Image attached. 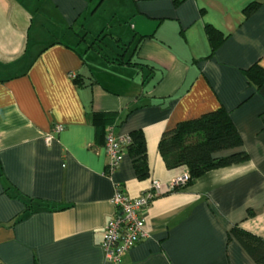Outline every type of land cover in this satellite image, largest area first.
<instances>
[{"label":"crops","instance_id":"obj_1","mask_svg":"<svg viewBox=\"0 0 264 264\" xmlns=\"http://www.w3.org/2000/svg\"><path fill=\"white\" fill-rule=\"evenodd\" d=\"M207 26L224 37L212 55ZM105 36L113 44L97 47ZM120 53L142 66L112 63ZM255 64L264 69V0H0V264H109L114 185L135 199L151 181L161 195L147 237L115 264H255L230 234L264 240V85L244 75ZM219 107L247 161L169 191L186 169L165 167L161 135ZM95 113L116 116L101 129ZM111 126L143 133L148 178L127 154L105 175ZM37 201L54 209L26 211Z\"/></svg>","mask_w":264,"mask_h":264},{"label":"trees","instance_id":"obj_2","mask_svg":"<svg viewBox=\"0 0 264 264\" xmlns=\"http://www.w3.org/2000/svg\"><path fill=\"white\" fill-rule=\"evenodd\" d=\"M256 6V3L249 5L243 11L244 14H249ZM205 34L212 55L223 44L224 37L209 26L205 28ZM123 56L120 53L118 56H114L111 62L128 66L138 65L127 60L124 61ZM244 75L248 84L255 89H260L264 85V69L257 64L246 70ZM73 82L82 85L77 75ZM115 116V113H95L92 116V123L102 129L105 127L104 124L112 121ZM128 137L129 143L125 146V154L132 160L136 178L146 179L149 176V166L144 135L141 131H134ZM241 147V139L229 114L224 108L219 107L197 119L180 122L173 129L164 132L158 142L157 150L167 169L179 167L186 169V182L172 190L178 191L190 186L196 179L212 170L247 161L248 157ZM26 207V211H38L43 208L54 209L41 201L35 202L34 205L27 204ZM230 234L255 264H264V240L239 229L237 226L230 231Z\"/></svg>","mask_w":264,"mask_h":264},{"label":"built area","instance_id":"obj_3","mask_svg":"<svg viewBox=\"0 0 264 264\" xmlns=\"http://www.w3.org/2000/svg\"><path fill=\"white\" fill-rule=\"evenodd\" d=\"M74 79V74H69ZM63 131V126L56 125L50 135L45 138L49 145L54 136ZM129 143V137H117L114 135V127L108 128L104 151L107 157L106 175L111 176L119 167L125 156V146ZM187 180V172L173 180L169 185V191L183 185ZM160 183L151 181L149 188L135 199H130L119 187L114 185L111 203L114 207L113 216L107 221L103 229L101 249L104 261L109 264L118 263L121 257L129 252L137 243L147 237L144 231V217L151 203L157 199L160 193Z\"/></svg>","mask_w":264,"mask_h":264},{"label":"rangeland","instance_id":"obj_4","mask_svg":"<svg viewBox=\"0 0 264 264\" xmlns=\"http://www.w3.org/2000/svg\"><path fill=\"white\" fill-rule=\"evenodd\" d=\"M107 34V33H106ZM103 40L105 41L104 42V45L107 47V45H108V47H110V44L112 45L113 43H112V40H110V36H105L104 38H102L101 40H99V42L97 41L96 43H95V45L98 47L99 45H101L102 46V44H101V42H103ZM99 44V45H98ZM95 50H97L96 48H95Z\"/></svg>","mask_w":264,"mask_h":264}]
</instances>
